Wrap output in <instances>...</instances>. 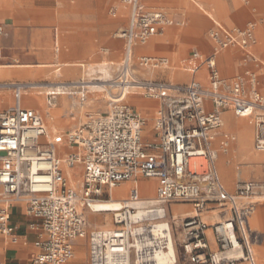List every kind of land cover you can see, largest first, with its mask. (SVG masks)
Listing matches in <instances>:
<instances>
[{"label":"built area","instance_id":"obj_1","mask_svg":"<svg viewBox=\"0 0 264 264\" xmlns=\"http://www.w3.org/2000/svg\"><path fill=\"white\" fill-rule=\"evenodd\" d=\"M121 1L129 16L119 33L124 40L120 63L101 89L107 109L86 111L84 120L64 134L66 144L59 145L62 135L43 139L42 115L22 104L27 83L0 82V88L13 90L15 99L0 112V235L19 241L10 222L11 206L19 204L36 219L30 224L38 233L31 264H66L80 237L87 239L89 264H167L159 257L172 246V264L180 259L191 264H258L252 247L258 233L250 229L248 219L257 203L253 194L264 192V166L260 178L239 180L229 191L216 163L218 151H227L235 139L221 132L226 110L253 124V148L264 152V93L257 88L255 72L246 69L225 78L217 64V54L225 47L245 50L244 61L254 59L248 49L255 22L229 27L214 22L209 28L211 51H193L189 57L206 68L207 86L194 78L186 83L145 79L134 73V47L183 20H174L160 8L147 9L141 0ZM137 64L161 69L168 61L140 55ZM68 87L65 93H77L81 103L86 100L87 82ZM130 93L159 102L152 140L142 137L144 119L127 103ZM59 94L46 92L47 106H53ZM77 162L82 183L72 184L68 170ZM139 178L157 181L154 194L143 196L132 185L118 208L110 211L111 224L89 228L86 212L91 205L110 199V189L120 182ZM173 204H190L191 210L181 216L174 213Z\"/></svg>","mask_w":264,"mask_h":264},{"label":"rangeland","instance_id":"obj_2","mask_svg":"<svg viewBox=\"0 0 264 264\" xmlns=\"http://www.w3.org/2000/svg\"><path fill=\"white\" fill-rule=\"evenodd\" d=\"M141 1L148 9H152L153 7L147 5H159L161 7H166L173 13L182 15L183 21L185 20V3H183L181 7L169 8L164 3L153 2V4L152 2L145 3L143 0ZM219 1L228 5L225 13L218 12L216 2H214V0L182 1L188 2L190 7L189 11H191L194 17H200L202 19L203 28L197 29L195 35L192 36L185 34L184 24L166 27L168 40H159L161 42V47L157 48L158 52H160V50L165 48L168 44L175 43L172 39H170L173 38L175 34H181V39L177 44H171L169 49H165L164 52L160 54L168 57V63L172 67L173 64L171 63V60L173 54H169L168 52H177L178 50L177 54H175L177 62H181L180 58L185 57L189 51L195 47L208 50L209 41L207 38V32L212 26V17L225 24H244V22L248 19H256L257 17L264 18V9L255 13L248 10V15L244 17L236 15L237 11L242 6L241 4L247 0ZM254 2L260 3L264 2V0H255ZM126 16L127 8L123 6L121 0H87V2H83L82 0H0V19H4L7 22V24H3L5 32L0 34V45L3 46L0 64H14L16 72L21 70L27 73L29 71H35L37 68L42 70L41 73H37L34 77H31L28 74L22 75L14 73L9 76L1 77L0 79H4L6 81H30L34 79L35 82L42 85L37 88L27 87L25 90H34L42 97V107L39 104H35L33 107L36 108L42 115L43 122L51 135L55 132L52 130L51 123H56L58 129L62 132V137H60L61 141H63V136H65L64 134L66 132L73 129V127L77 126L84 120V114L86 111L103 112L107 109V97L105 92H102L101 89L104 83L112 76L121 59L123 39L119 36V33L125 27ZM54 28H56L57 32L56 38L54 36ZM172 29L175 31H171ZM256 30L257 22H255V32ZM112 42H116L113 48L111 46ZM58 46L60 47L59 52L57 50ZM232 49L238 51L236 47H233ZM224 51H226V49ZM256 53L261 56L264 54V51L260 49ZM62 61L73 63H69L67 66L60 65L62 68L59 72H52L57 64ZM135 61H137L136 58ZM40 62L51 63V65L39 67L38 63ZM103 62L109 64L107 67V75H105L101 69ZM237 62L238 63H236L234 70L230 72L226 67H224L219 56L218 67L221 75L225 78H232L241 72L243 64H241L239 60ZM19 63H28L29 66H18ZM81 63L84 65H79ZM7 68L5 70H7ZM186 68L188 67L182 66V69H178L179 73L176 75L175 73L172 74V71L168 69L163 72H159V70H147L146 72L144 71L145 73L142 75L149 78H166V81L169 82L186 83L193 78L192 70ZM254 72L257 78V88L260 92L264 93V69L261 72L258 70H255ZM55 81H65V83L73 81L87 82L88 92L86 93V102L82 104V106H78L77 98L79 95H77V93L74 95H67L64 93L57 96L56 104L51 107L47 106L46 92L53 90L56 83H50ZM67 90L68 89L65 91ZM10 92H13V90L0 88V96ZM23 96V101L28 102L27 104L30 105V98L28 95L24 94ZM139 98L148 101L150 105H158V102L152 98L144 96H140ZM154 108L157 109V106ZM44 109H51L54 111V117L46 116L43 111ZM70 112L73 114L71 115ZM227 114L234 119L240 120V126L242 128H250L251 147L253 136L252 126L248 123L246 118L235 117L231 112L224 114V116ZM71 116H74V118ZM148 122L149 118H147V123ZM224 128L235 134L236 138L238 137L237 130L229 127L226 123ZM43 139L46 140L49 138L47 136H43ZM63 144H66V142L63 141ZM61 148L67 149V146H61ZM248 159L240 158L238 155H233L225 160V164L232 165V170L234 172V179L231 187L226 184L230 190L234 191L236 189L237 181L239 179L259 177L262 175V162ZM77 165L78 170L81 171L80 165L76 164V166ZM238 170L243 171V175L240 177L238 175L235 176V173H237ZM144 186L150 187L151 189L153 187L152 184L146 183ZM263 195L264 192H259L253 194L252 196V199L257 201V203L263 202V204L257 206L256 210L260 207H264V197H261ZM171 207L175 214L180 213L181 216L188 214L191 210L190 204H173ZM256 210L250 218L251 223L253 222ZM89 213H91V211L86 212L89 228L109 226L111 224V212L109 215L105 214V212H97L98 217H96V220L90 219L88 217ZM106 216L108 218L107 222L104 220ZM208 222H211V220H208ZM251 227L258 230L257 241L254 243L255 248L258 243H262L261 245L264 247V227L261 225H251ZM79 240V244L75 243V250L80 248L84 251V260L87 264V240L86 238H79ZM177 264L191 263L180 259Z\"/></svg>","mask_w":264,"mask_h":264},{"label":"crops","instance_id":"obj_3","mask_svg":"<svg viewBox=\"0 0 264 264\" xmlns=\"http://www.w3.org/2000/svg\"><path fill=\"white\" fill-rule=\"evenodd\" d=\"M82 1L83 2H87V0H82ZM182 1H184V0H143V2H145V3H151V2L152 3L153 2L164 3L169 8L181 7V5H183V3H185V9H186L185 12H184L185 20L183 21V24L185 26V34L193 36V35H195V32L197 31V29H202L203 28V21H202V19L200 17H198V18L194 17V15L191 13V11H189L190 7L188 5V2H182ZM254 1L253 0H247L246 2H243L241 4L242 5L241 8L238 11V16L239 17H244V16L248 15V13H247L248 10H251L253 13H255V12L262 11V9H264V2H260L259 3V2H254ZM259 1H261V0H259ZM214 2H216V8L218 9V12H220V13L224 12L225 13L227 11L226 9H227L228 5L226 3L220 2L219 0H214ZM123 6L125 8H127V16H126V24H125V27H126L127 26V22H128V16H129V8L124 3H123ZM147 6H151L153 8H160V9L165 10L174 20H183L182 15H178L176 13H173L172 11L167 9L166 7H161L159 5H147ZM249 21L257 22V30L255 32L254 42L251 44L250 49H249V52L252 53V55L254 56V59L248 58L246 61H244V56L246 54V51L241 49V48H238V47H236L238 49V51L233 50L232 49L233 47H229V52L227 54V57H226V55L223 54L225 49L224 50L222 49V51H220L217 54V64H218V60H219V56H220L222 64L230 72L232 70H234L236 63H238L237 62L238 60L240 61L241 64H243V68H242L241 72H243L246 69H250L252 71L258 70V71L261 72L264 69V54L259 56L256 53L260 49H262L264 51V18L257 17L256 19L255 18L248 19V20H246L244 22V24H237V23L225 24V23H223V22H221V21H219L217 19H214L212 17V26L214 25V22H218V23L222 24L223 26H227V27L233 26V25L243 26ZM0 24H2V25L3 24H7V22L4 19L3 20L0 19ZM173 25H176V24H173ZM176 26H179V25H176ZM171 31H175V30L172 29ZM54 36H55V38L57 37L56 28H54ZM167 38H168V35H166V28H164V31H163L162 34L153 36L144 45H136L134 47V63H135V65H134V73H135V75L137 77H139V78H145V79H162V80H166V78H149V77L143 76L142 74L145 73L147 70H149V71L150 70L151 71L159 70V72H163L166 69H168V70L172 71L171 72L172 74L175 73V75H176V74L179 73L178 69L180 70V69H182V66H185V67L187 66L188 68H186V69L192 70L193 78L201 81L205 86H207L208 85V81H207L206 68L204 66H202V65H198L197 62H194L193 60H190L189 57L191 56V53L193 51H197V52H199L202 55L208 54L211 51V42H210L209 39H208V41H209L208 50L199 49V48L195 47L191 51H189V53L185 57L180 58L181 62L180 61L177 62L176 54H177L178 50H177V52H175V51L168 52L169 54L170 53L173 54L172 55V60H171V63L173 64V67L168 63L166 68L149 69V68H143V67H141V66H139L137 64V61H135V58L137 60V57L140 56V55L162 56L160 54L162 52H164L165 49H169L171 47V44H177L179 42V40L181 39V34L180 33L175 34V36H173V38H170L175 43L168 44L165 48L161 49L160 52H158V49L155 47V42H157L158 40L167 39ZM207 38H208V36H207ZM115 44H116V42H112L111 43L112 48L114 47ZM55 45H56V40H55ZM57 45H58V41H57ZM123 45H124V40H123ZM0 47L2 48V53H3V46L0 45ZM59 50H60V47H59ZM122 52H123V48H122ZM163 56L168 61V57L166 55H163ZM121 57H122V55H121ZM119 63H120V61H119ZM119 63L117 64L113 74L116 72ZM82 64L83 63H81L79 65H82ZM13 65L14 64H6L5 66H0V78L4 77V76L12 75L14 73L22 74V75L23 74H28L29 76L34 77V76H36L37 73H41L42 72V70L40 68H37L35 71H31V72L29 71L27 73H25V72H23L21 70H18L19 72H16V69L14 68ZM21 65L23 67L24 66H29L28 63H19L18 64V66H21ZM60 65L63 66L62 62H60V64L58 63L57 66L55 67V69H57V71H59L62 68V66H60ZM6 68H7V70H5ZM175 68H177V69H175ZM241 72H239V73H241ZM193 78H191V79H193ZM2 81H6V80L0 79V82H2ZM10 81H17V80H7L6 82H10ZM27 81L31 82V81H35V80L33 79V80H30V81L29 80H27ZM66 89H69V87H63L61 91H57L56 93L64 94L65 93L64 91ZM53 90L55 91V88H53ZM26 91L27 90H25L24 92H26ZM34 94L36 95L37 93L34 91ZM65 94H67V93H65ZM67 95H74V94H67ZM36 96L42 98L38 94ZM140 96L141 95H139L137 93H130L126 97L127 103L130 104L139 113H141V112L138 110V108L134 104L130 103V100H131L132 97L140 99L139 98ZM23 97L24 96H22V104L23 105L26 104L25 106L33 107L31 104L28 105L27 104L28 102H24L23 101ZM56 99H57V96H56ZM30 100H31V98H30ZM140 100H142L144 102H148V101H145L143 99H140ZM14 101H15V99H14L13 92L1 95L0 96V112L5 110V109H7V108H9L10 106H12L14 104ZM85 102H86V100L83 103H81L80 99H79V96H78V98H77L78 106H82V104H84ZM55 104H56V102H55ZM156 106H157V109H158L159 108V102H158V105H150L148 108H146V107L143 108V111H142V113H145V112L149 111L148 113L144 114L145 123H144L143 129H142V137L146 141L152 140L155 137V132H154V129H153V125H154V119H155L156 116H154V114L151 111H152L153 107H156ZM47 110L48 109H45V111H47ZM229 112H231L233 114V116H235V114L231 110L224 111L223 114H222L224 125L226 123L229 127L237 130L238 137L236 138V135L233 134L228 129L224 128V125H223V127L221 128V132L230 133V134H232L235 137V139L231 141L229 149L227 151H225L226 153L223 152L222 150L218 151V158H217L216 163H217V169H218V173H219L221 181L223 182V184L225 185V187L229 191H232L226 186V184H227L228 186L231 187L232 181L234 179V172L232 170V165L225 164V160H227V158H230L233 155H238V156H240V158H247V159L249 158L252 161H260V162H262L263 166H264V160H261L259 158V154H261V153L256 152L254 150V148H253V141H254V126H253V124L251 122H249V120L246 119L248 121V123L252 126V129H253L252 145L250 147V138H251V130H250V128L249 127H243L242 128L240 126V123H241L240 120L234 119L229 114L224 116V114L229 113ZM70 113H71V115L73 114L72 112H70ZM71 117L74 118V116H71ZM235 117H237V116H235ZM147 118H149V122L148 123H147ZM147 125H149V130L145 131V126H147ZM65 131H67V130H65ZM220 139H221L220 136H218L216 138L215 147H217V148L219 146V140ZM243 144H244L245 147L242 146ZM80 168H81V166H80ZM237 175L240 177L241 175H243V171L242 170H238L237 173H235V176H237ZM261 176H259V177H250V178H260ZM247 179H249V178H247ZM143 180H147V181H152L153 182L152 183V185H153L152 193H150V194L142 192L141 188H139L141 195L150 197L155 192V185H156L157 181L155 179H152V178L151 179L139 178L137 180V183H140V184L146 183V181H143ZM239 180H245V179H239ZM121 184H123V186H124L125 197H126L129 188L133 185V182L132 181H126V182H122ZM260 204H263V202L256 203V206H255L253 212L256 210L257 206L260 205ZM263 210H264V207H260L258 209V212H257L255 218L253 219L252 223H251L250 218H251L253 212L251 213V215H250V217L248 219L249 227H250L251 230L258 232V230L255 229V228H252L251 225H261L262 227H264V211ZM210 220L212 222V219H210ZM34 221H36L35 218H32V217H30V216L25 214L23 206H21L19 204H14L13 206H11V209H10V222L15 226V233L17 234V236L19 238V241L17 243H12L9 240L8 237L0 235V264H31L30 263V258L32 256V254L37 251V248L34 245V241L38 237L37 231L33 230L30 227V224L32 222H34ZM80 238H84V237H80ZM75 243L79 244L80 240L76 239L74 241V243H73L74 254H73L72 258L67 261L66 264H86L85 260H84V251H82V249H80V248H77L75 250ZM261 244L262 243L256 244V248H255L254 244L252 246L253 250H254V253L256 255L258 264H264V247ZM87 246H88V244H87ZM257 246H262V247H257ZM258 258H259L260 262H259ZM87 264H89L88 263V256H87Z\"/></svg>","mask_w":264,"mask_h":264},{"label":"bare ground","instance_id":"obj_4","mask_svg":"<svg viewBox=\"0 0 264 264\" xmlns=\"http://www.w3.org/2000/svg\"><path fill=\"white\" fill-rule=\"evenodd\" d=\"M239 11V10H238ZM238 11L236 13V15H238ZM224 13V12H223ZM120 20V19H118ZM183 24V23H182ZM181 24V25H182ZM173 24H169V25H166L165 28L167 26H171ZM263 37V36H262ZM155 47L156 48H160L161 47V42L158 40L157 42H155ZM229 47H225L224 49H226V51L223 52L224 55H226L227 57V54L229 52V49H227ZM223 49V50H224ZM250 49V48H249ZM248 49V50H249ZM57 50L59 51V47H57ZM2 58V57H1ZM228 59V58H227ZM69 63H73V62H64L62 61V64L63 66H67ZM112 63V62H111ZM60 64V63H59ZM6 65V64H5ZM4 64H0V66H5ZM51 63H46V62H40L38 63V66L39 67H46V66H50ZM108 63L106 62H103L102 65H101V69L103 71V73L105 75H107V67H108ZM168 65V64H167ZM11 66V65H10ZM14 66V65H13ZM22 66V65H21ZM52 72H59L57 71V69H54L52 70ZM109 75V74H108ZM10 82H15V81H10ZM19 82H25L28 84V86L30 88H37L39 86H42L40 85V83H37L35 81L33 82H28V81H19ZM53 83H56L55 85V92L57 91H61L63 87H68L69 85H73L75 83H78V82H69V83H65V81H55V82H51L50 84H53ZM174 83V82H173ZM46 86V85H45ZM52 86V85H50ZM50 88V87H49ZM24 94H27L29 98H31L30 100V104L32 106H34L35 104H39L41 107H42V98L36 96L34 94V91L32 90H28L26 92H24ZM131 96V95H130ZM26 99V98H25ZM131 103L134 104L138 110L142 113L143 111V108H148L150 106V103L148 102H144L140 99H137V98H131ZM152 107V106H151ZM55 110V109H54ZM158 109L154 108L152 109V113L154 114V116H156V112H157ZM44 111V114L48 117H54V111H52L51 109H48L47 111H45V109L43 110ZM145 111V110H144ZM149 111L145 112V113H142L143 115V119H145L144 117V114L148 113ZM140 113V114H141ZM56 116V115H55ZM52 119V118H51ZM53 120V119H52ZM145 123V121H144ZM52 124V130L55 131L54 134H50V132L47 130L46 128V125H45V128H46V136L49 138V139H55L56 137H58L59 135L62 134V132L58 129V127L56 126V123H51ZM144 126V124H143ZM149 130V125L145 126V131H148ZM145 134V133H144ZM60 140V138H59ZM246 143V142H245ZM63 142L60 140L59 141V145H62ZM243 147L244 144L242 145ZM61 152V151H60ZM224 152V151H223ZM61 154V153H60ZM257 155V154H256ZM258 158V157H257ZM259 158L261 160H264V152L259 154ZM76 164H79L81 166V163L77 162ZM76 164L68 170V176L70 177V181L72 184H78V183H82V168H81V171L78 170V165L76 166ZM148 179H151V178H148ZM154 179V178H152ZM127 181H132L133 182V185H137L139 188H141L142 192L144 193H147V194H150L152 193V189L150 187H145L144 184L145 183H137V181H133V180H127ZM123 182H126V181H123ZM122 182H120L118 185H115L113 186L111 189H110V192H111V198L110 199H107V200H97L95 201L92 205H91V213L88 215V217L92 220H96V217H98V214L97 212H105V214L109 215L110 214V211L111 210H114L116 208H118L119 204H120V200L125 198V190H124V186L123 184H121ZM153 182L152 181H146V184H152ZM261 197H264L261 196ZM264 211V210H263ZM258 210H256V213L254 214L256 216ZM261 214V213H260ZM254 216V218H255ZM100 217V216H99ZM262 218V217H261ZM105 222L108 221V218L106 216V218H104ZM262 221V220H261ZM76 239H79V238H76ZM172 252L175 253V248L174 246H172L169 251L163 253L162 255H160L159 259L161 262H166L167 264H172V263H169L168 262V259L170 258V255L172 254ZM74 254V253H73ZM72 258V257H71ZM70 258V259H71Z\"/></svg>","mask_w":264,"mask_h":264}]
</instances>
